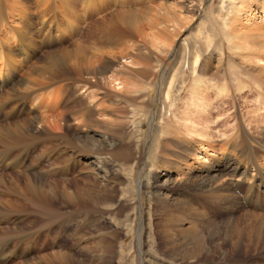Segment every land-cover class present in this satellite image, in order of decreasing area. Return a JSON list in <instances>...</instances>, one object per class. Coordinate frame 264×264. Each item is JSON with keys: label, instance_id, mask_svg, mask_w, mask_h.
I'll return each instance as SVG.
<instances>
[{"label": "rangeland", "instance_id": "1", "mask_svg": "<svg viewBox=\"0 0 264 264\" xmlns=\"http://www.w3.org/2000/svg\"><path fill=\"white\" fill-rule=\"evenodd\" d=\"M75 1H77V7L79 8L78 15L82 12L80 13L81 16L79 15L83 21L81 27H79L80 29L77 28L73 18V20H69L70 24H67V17L61 14L59 16L60 25L52 27L51 31L55 41L53 39L50 44L38 39L39 42L42 41L41 44L39 43L41 49L46 51L64 48L73 49L77 44H80L82 50L85 52L87 50V53H89V46L92 45L95 38L92 30L95 33L97 29H100L93 26L87 38H85L86 32H88L86 29L91 22L96 20L98 22V20H101V16H110L114 11L126 10L130 13L135 12L134 14L138 17L137 22L143 24L148 20V16L152 18L157 14L156 8L161 1L171 2L170 0H117L121 2H117L116 5L115 0H91L89 2L90 7L87 8L84 7L86 5L84 0ZM188 1L185 0L187 6L192 9L193 7ZM195 1H199V4L196 3L193 8L196 16L191 17L188 7L183 8L182 12L179 11L191 20L184 24L185 27L178 34L172 36L174 38L171 37L172 44L163 51L159 49L160 42L154 41L152 43V41L140 40L139 36L126 37V40L131 44L136 43L143 46L151 60V69L147 78L143 75L135 76L134 74L137 71L134 70L131 73H127L128 70L121 73L122 76H131L132 79L134 76L136 79L140 78L139 83L134 79V83H138L136 92L132 93L135 96V101L128 100V96L126 98H118L116 95L113 98L105 97L103 91L109 88L94 86V89H96L94 102L100 103L103 109L106 106L114 105V103L118 106L115 108L117 112L115 111L113 114L106 109L103 111V115H106L107 118H110L111 115L114 116L116 113L119 115L116 116L119 120L115 126L116 132L114 135L112 132L105 134L112 141L109 143L110 145L103 140V131L98 129L96 124L77 125V122L82 119H78V117L86 116L84 114L86 111H83L84 113L76 112L73 105L81 103L79 97H85L86 93H81L82 90H79L75 94H72L71 91L69 95L68 91L66 93L58 91L56 93L59 95H57L54 92V95L58 96H56L55 101L58 100V102L56 101L57 104L55 103L51 114L57 115L56 118L62 117V122L67 123V127L61 130L55 128L56 131L53 134L47 135L42 129L44 127L38 128L37 124H33L34 127L31 126L35 132L32 134L39 136L38 129L43 132L40 133L42 137L40 136L36 142L32 143L36 144L37 147L32 150L30 155L31 158L34 155H39L41 158L37 170L39 171V178L47 181L42 187V194L47 202L44 201L46 204H43L44 202L41 201V206L37 208L35 216L32 213L30 214V212H33L30 206L21 210L22 222H24L22 225L26 227L27 233L25 232V234L27 236L20 251H26L25 247L30 240L29 234L33 231L37 235L35 254L38 256L39 261H44L41 264L52 262L51 260L56 261L59 254L71 256V264L81 262L85 264H102L99 263L98 258L101 254L103 255L104 251H107L105 256L109 254L112 256L111 264H222L223 261L228 262L227 264H244L243 262L247 264H264V253L251 251V248L247 246L248 243H244L241 248L238 247V251H234L230 240H227L225 245L227 251L215 248V251L209 254L206 253L200 261L186 259L184 249L182 251L176 249H179L185 243L187 235L194 236L195 231L192 230L184 235L178 234L175 237L168 235L165 233L167 228L163 225L167 221V215L162 208L155 206L157 203L151 205L149 202L152 198L157 201L154 194L159 191L160 193L166 192L172 198L178 199H186L189 195L190 201L196 204L195 193L192 190H194L193 187L196 184L195 178L202 172L198 169L199 162L195 158L189 157L185 159L186 161L176 162L171 168L164 164L166 159L175 158L172 156L171 150H179L176 141H180L181 138L187 143L195 140L196 143L193 144L199 145L201 142H206L203 139L204 135L205 137L210 136L215 147V152H212V154H216L212 165L216 166L221 160H228L231 161V166L241 167V174L245 166L248 165L240 150L242 149L241 143L243 146L248 139L254 140L255 137H259L255 125L249 124V119L252 115L256 116L264 112V108L261 107V105L264 106V86L258 85L260 81L254 76L256 72L251 76L250 67L244 62L248 59L243 57L247 51L237 52L232 47L231 29H227V26L218 17L219 12H221L223 19L227 17L229 27H232L231 22L235 17L234 15L237 14L235 7L240 5V0H235V3L228 0ZM224 1H226L225 6H223ZM258 1V3H261L264 0ZM35 2L36 0L31 2L34 5L32 12L37 11ZM172 2H177V0ZM57 3L61 5L60 0H57ZM0 4V6L3 5L5 10H11L9 3L2 4L0 2ZM34 14H36L35 20L40 23L41 19L38 12ZM259 25L258 23L256 26ZM45 26L49 28V24ZM148 36H151V34H148ZM118 46L121 45H111L108 48H118ZM197 53H200L202 63L205 59L211 61L213 65L211 70L204 72L203 64L198 65L197 72L193 70L190 62L194 57L192 55ZM251 56L248 58H252ZM41 58L42 56H37L38 62ZM25 64L27 63L25 62ZM138 64L135 65L137 67L133 66V69H141L142 65ZM29 68L31 66H27L22 70L20 75L17 76V81H13L9 87L17 82L22 85L28 83L26 77L29 74ZM71 74L75 75L76 73ZM261 77L264 79L263 76ZM171 79L174 81L169 91L172 104L170 100H165V94ZM62 81L57 80L48 84L41 91L42 94L47 96L54 88L58 90L65 82ZM75 81L71 79L70 82ZM144 81L147 84L145 90L142 86L140 87V84ZM81 82L85 83L83 80ZM194 86L202 89L210 86L213 97L205 104L203 108L205 111L199 109L198 106L190 107L187 120L188 124L191 125L185 126V124L183 125L184 105L187 103V98ZM219 88L223 89L222 93H220ZM216 91L221 95L217 94ZM246 95L249 96L247 102ZM223 100L227 102L231 100L230 107ZM89 101L90 99L86 98L84 105L89 104ZM18 103V115L12 112L13 104H7L0 113V123L41 115L40 111L43 109L41 106L29 102L19 101ZM258 107H261V109L257 110ZM63 111H66V113L63 114ZM234 112L236 116L231 117ZM207 113L208 117L206 116ZM99 115L97 114L98 117L104 118L103 115ZM207 120L208 122L205 123ZM199 122L200 124H198ZM68 125L78 127L72 128ZM197 125L203 127L207 125L204 128L203 135L201 134L202 136L199 135L201 130H195L198 128ZM65 136H69L71 139L74 136L81 138L93 136L100 142L99 144H103L102 146L105 149L86 151L85 148H80L82 151H76L73 145L62 143ZM238 136L237 142L239 145L234 142V137ZM46 141H51L52 144L45 147L44 145L48 144ZM252 143L255 144V142ZM54 147L66 151L60 153L59 150L58 153L50 155L49 152ZM81 147H84V144ZM117 149L122 150V153L129 156V152H132V157L130 156L129 160L115 158L112 151ZM64 156L69 158L67 164L64 163ZM210 167H205L206 169L203 172H206V175L211 173ZM252 168L253 166L250 164L248 168L249 177L254 174ZM231 172L233 173L232 170ZM190 177L192 179H188ZM68 179L70 180L68 184L72 188L75 187V184L91 186L92 183L88 181L94 182L97 180L96 193H100L101 196L104 195L106 201L99 206L88 204L84 208H77L76 205L64 198L65 184ZM166 179H170V185L166 186L162 183ZM258 182L259 178L256 180L257 184ZM51 194L53 195L51 196ZM237 194H241V200L245 202L244 192L239 189ZM16 216L12 217L13 220L18 219ZM223 217L224 214L218 212L215 215V220L222 222ZM190 225L191 222L186 224L187 229ZM208 236L209 233L205 232L206 239ZM223 239L225 240L223 235L216 236L209 245L214 248L216 244L223 242ZM45 256L46 258H44Z\"/></svg>", "mask_w": 264, "mask_h": 264}, {"label": "bare ground", "instance_id": "2", "mask_svg": "<svg viewBox=\"0 0 264 264\" xmlns=\"http://www.w3.org/2000/svg\"><path fill=\"white\" fill-rule=\"evenodd\" d=\"M32 1L33 0L0 1L2 4L9 3L11 7V10L7 11L3 5L0 6V113L7 104H13L12 112L18 115L19 110H17V108L19 101L23 103L29 102L43 108L40 111L41 115L38 117L18 118L14 121L0 123V264H41L44 262L39 261L38 256L35 254L37 247L36 232H30V240L25 247L26 251H20V248L25 244L27 236L25 234L27 231L26 227L22 225L24 222H22L21 210L27 207L29 208L30 206L33 210L30 214L32 213L35 216L37 208L41 206V201L47 202L42 194V187L47 181L46 179L39 178V171L37 170V165L41 158L39 155H34L31 158L30 153L37 147L36 144L34 145L32 143L36 142L42 135L40 133H43L42 130L40 131L38 128L44 127L42 128L43 131L47 133V135H50L56 131L55 128H60L61 130L67 127V123L62 122V117L56 118L57 115L51 114L56 101L58 102V100L55 101L56 96L59 95L56 92L61 91L66 93L68 91L67 93L70 95L71 91L72 94H75L79 90H82L81 93H86L85 97H79L81 103H75L73 105L76 108V112L80 111L82 113L86 111V113L83 112L86 116L83 115V117H78V119H82L80 122H77V125L96 124L97 128L103 131V140L108 144L111 143L110 137L105 136V134L112 132L114 135L116 132L115 126L119 120L116 116L119 115L116 113L114 116L111 115L110 118H107L106 115H103V111L106 109L113 114L116 111L115 108L118 106L114 103V105L106 106L103 109L100 103L94 102L96 93L94 86H102L105 87V89L109 88L103 91L105 97L113 98L115 97L114 95H116L118 98H126L128 96V100L130 99L132 102L135 101V96L132 95V93L137 89V84L141 81L139 77L137 80L135 76L143 75L147 78L149 70L151 69V60L146 50L143 49V46L136 43L131 44L126 40V37L139 36L140 40H148L149 42L152 41V43L154 41L160 42L159 49L163 51L172 44L171 37L174 34H178L181 29L185 27L184 24L191 20L189 17L183 16L179 11L182 12L183 8L185 9L188 7L192 15L191 17H195L196 12L193 8L196 3L199 2L189 0L188 2H190V5L193 7L191 9L187 6L185 0H181L180 2L178 0L177 2H172L173 0H170L171 2L161 1L156 8L157 14L152 18L148 16V20L143 24L137 22L138 17L134 14L135 12L130 13L126 10L114 11L107 17L101 16L100 21L98 20L97 22L96 20L91 22L86 29L88 32H86L85 38H87L93 26L100 28L97 29L95 33L92 30L95 38L92 45L89 46V53H87V50L86 52L82 50L83 48L80 44H77L73 49L64 48L47 51L41 49V45H39L42 41L50 44L53 39L55 41L51 31L52 27L60 25L59 16L61 14L67 17V24H70L69 20L74 19L77 28L80 29L79 27H81L83 21L80 19L81 17H79L82 12L78 15L79 8L77 7V1L60 0L61 5H59L57 0H36L35 5L37 6V11L34 12L31 11L32 7H34V2L31 3ZM84 1L86 4L84 7L86 6L89 8V2L91 0ZM115 1L117 5L122 0L120 2L117 0ZM228 1L234 2L235 0ZM98 2L100 3V1ZM225 2L226 1L223 2V6H225ZM258 2V0H240V5L235 7L238 15H234L235 17L231 22L232 27H229L227 17L223 19L221 12H219L218 17L221 18L224 25L227 26V29H231L232 47L237 52L247 51L246 54L243 53V57L248 59L244 62L249 65L251 76L256 72L254 76L260 81L258 85L264 86V79L261 77H264V1L261 3ZM61 7H64L63 10ZM35 12H38L41 19L40 23L34 18L36 15L34 14ZM134 21H136V23H134ZM258 23L260 25L256 26ZM47 24H49V28H46L45 25ZM148 34H151V36H148ZM58 36L59 34L57 37ZM38 39L42 41L39 42ZM111 45L121 46H118V48H108V46ZM38 55L42 56L39 62L37 60ZM192 56L194 57L192 60L190 59V64L194 71L197 70L199 64H203L204 72L211 70L213 66L211 61L205 59L204 63H202L200 53ZM249 56L252 58H248ZM25 62L27 64H25ZM138 63L142 65L141 69H133V66ZM27 66H31L28 70L29 74L26 77L28 83L22 85L17 82L9 87L13 81H17L18 74L20 75L21 71L27 68ZM126 70H128L127 73H131V71L134 70L139 74H134L135 76L133 79L131 76H122V71L126 72ZM71 73L76 74L73 75ZM71 79L72 81L76 80L79 82L77 83L75 81L71 83ZM134 79L138 83H134ZM57 80H63L65 82L59 89L57 88L58 90L54 88L50 91L49 88L50 92L47 96H44L41 91L46 88L48 84ZM82 80L85 83H82ZM173 82L174 81L171 79L165 94V100H170V103L169 91L172 88ZM145 83L144 81L140 84L143 90L147 89V84ZM210 88V86H207L205 89L194 86L191 89L187 98V103L184 105L183 125H191L188 124L189 122L187 120L191 106H198L199 109H203L205 104L213 97ZM219 89L220 93H222L223 89ZM54 92L57 94L56 96ZM216 92L217 94L219 93L218 91ZM220 93L219 95H221ZM248 97V95L245 96L246 102L248 101ZM86 98L90 99V103L84 105ZM223 102L228 103L229 105L227 106L229 107L232 103L231 100L229 102L223 100ZM261 107L264 108L262 105ZM261 107H258L257 110L261 109ZM66 111L62 113L65 114ZM97 114L103 115L104 118L98 117ZM206 116L208 117V113ZM235 116L236 113L234 112L231 117ZM207 122L208 120L205 121V123ZM33 124L38 125V128H36L38 129L37 132H40L39 136L32 134L35 133L31 127H34ZM198 124H200V122ZM249 124L255 125L259 137H255L254 140L248 139L243 146L241 143L242 149L240 150L242 155L246 158V164H248L241 174V167L231 166V161L228 160H221V162L217 164L218 166L212 165L216 156L215 153V155L212 154V152H215V147L210 136L205 137V135L203 139L206 142H201L199 145L193 144L196 143L195 140L187 143L181 138L180 141H176L179 150H171V154L175 158L166 159L164 161L165 166L171 168L176 162L182 160L186 161L185 159L189 157L195 158L199 162L198 169L202 171L198 177L195 178L196 184L193 187L194 190H192L195 193L196 204L190 201L189 195L186 199H178L172 198V196L166 192L160 193L159 191L154 194L157 201L153 200V198H150L151 200L149 201L151 205L157 203L155 206L157 208H162L167 215V221L166 223L163 222V225L167 228L165 229V233L168 235L175 237V235L177 236L178 234L184 235L192 230L195 231V235L193 234L194 236L187 235L185 243L182 244L179 249H176L177 251H182L184 249L186 252V259L195 260L196 262L200 261L206 253L209 254L215 251V248L221 251H227L225 250L227 240L232 242V249H234V251H238V247L241 248L244 243H248L247 246L251 248V251L264 253V112L256 116L252 115L251 119H249ZM197 126L198 128L195 130H201L199 134L201 135L207 125L204 127L202 125ZM68 127L77 128L78 126L68 125ZM238 138L239 136L234 137L235 144H238ZM70 139L69 136H65L62 143L73 145L76 151L81 150L80 148H85L86 151L105 149L104 146H102L103 144H99L100 142L93 136L86 138L74 136V138L71 139L72 142ZM252 142H255V144ZM51 144V141H49L48 144L44 146L49 147L48 145ZM81 144H84V147H81ZM108 149H110V147H108ZM59 150L60 149L54 147L49 153L50 155L56 154ZM65 151L66 150L62 151L61 149L60 153H65ZM131 153L129 152L130 156ZM112 154L115 158L120 160H129L132 157L122 153L120 149L113 150ZM68 159L69 158L64 156L63 160L65 164H67L66 162H68ZM250 164L253 166L252 169H254V174H251L249 177L248 168ZM210 165L212 166L210 167ZM206 166L210 167L211 172L207 175L205 174L206 172H203ZM258 178L259 182L257 184L256 180ZM188 179L192 178L190 177ZM96 181L97 180L94 182L88 181L92 183V187L87 186V184H75V187L72 188L71 185L69 186L68 184L70 180H66L64 198L76 205L77 208H84L85 205L88 204L99 206L106 201V198L104 195L101 196L100 193H96ZM162 183L166 186L170 185V179H166ZM170 188L172 189V187ZM239 189L245 194V202L241 200V194H237ZM52 195L53 194H51V196ZM45 202L43 204H46ZM44 210L51 211L49 209ZM218 212L224 214L222 222L215 220V215ZM13 216L18 217V219L13 220ZM189 222H191V225L189 229H187L188 226H186V224ZM205 232L209 233L207 239L205 238ZM220 235H223L225 240L223 239V242L216 244L214 248L211 247L212 245H209L211 241H213L216 236L220 237ZM208 239L209 241H207ZM106 253L107 251H104L103 255L101 254L98 258L99 263L111 264L112 256L110 254L105 256ZM44 258H46V256ZM56 259L57 262L51 260L52 262L49 261L44 264H71V256L68 254H59ZM227 263H225V261L222 262V264ZM243 263L247 264L245 262ZM79 264L85 263L81 262Z\"/></svg>", "mask_w": 264, "mask_h": 264}]
</instances>
